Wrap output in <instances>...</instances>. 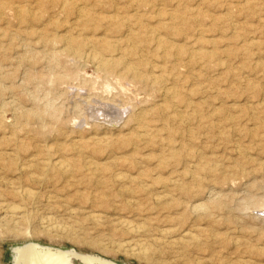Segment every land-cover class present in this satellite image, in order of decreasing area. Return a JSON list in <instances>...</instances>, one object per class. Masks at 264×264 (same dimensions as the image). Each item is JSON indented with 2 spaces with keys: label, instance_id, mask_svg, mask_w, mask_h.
<instances>
[{
  "label": "rangeland",
  "instance_id": "obj_1",
  "mask_svg": "<svg viewBox=\"0 0 264 264\" xmlns=\"http://www.w3.org/2000/svg\"><path fill=\"white\" fill-rule=\"evenodd\" d=\"M130 1L0 0V264H264V0Z\"/></svg>",
  "mask_w": 264,
  "mask_h": 264
},
{
  "label": "bare ground",
  "instance_id": "obj_2",
  "mask_svg": "<svg viewBox=\"0 0 264 264\" xmlns=\"http://www.w3.org/2000/svg\"><path fill=\"white\" fill-rule=\"evenodd\" d=\"M133 1V0H132ZM132 1H130V2H132ZM136 1V0H135ZM140 1V0H139ZM142 1H144V0H142ZM141 1V2H142ZM108 2V1H107ZM145 2V1H144ZM128 3V2H127ZM138 3H140V2H138ZM129 4V3H128ZM93 5H94V3H93ZM136 5V4H135ZM140 6V5H139ZM147 6V5H146ZM131 7V6H130ZM142 7V6H141ZM118 8V7H117ZM121 9V8H120ZM117 11V10H116ZM83 12V11H82ZM115 12V11H114ZM121 14V13H120ZM81 15V14H80ZM92 15V14H91ZM101 15V14H100ZM124 15V14H123ZM127 15V14H126ZM135 15V14H134ZM133 15V16H134ZM82 16V15H81ZM93 16V15H92ZM98 16V15H97ZM117 16V15H116ZM83 17V16H82ZM106 17V16H105ZM127 18V17H126ZM138 18V17H137ZM141 18V17H140ZM107 19V18H106ZM96 20V19H95ZM97 21V20H96ZM128 22V21H127ZM96 23V22H95ZM130 26V25H129ZM115 27V26H114ZM139 27V26H138ZM147 28V27H146ZM139 29V28H138ZM145 29V28H144ZM148 29V28H147ZM118 30V29H117ZM120 30V29H119ZM133 31V30H132ZM136 31V30H135ZM112 32H114V31H112ZM134 32V31H133ZM146 33V32H145ZM89 34V33H88ZM135 34H137L136 32H135ZM139 34V33H138ZM142 34V33H141ZM147 35H148V33H147ZM96 36V35H95ZM94 36V37H95ZM126 36V35H125ZM135 36H137V35H134V37ZM140 36V35H139ZM133 37V38H134ZM141 37V36H140ZM140 37L138 38V36H137V38L140 40ZM154 37V36H153ZM74 38V37H73ZM114 38V37H113ZM142 38V37H141ZM55 39V38H54ZM75 39L76 38H74V42H75ZM144 39H145V37H144ZM143 39V40H144ZM125 40V39H124ZM142 40V41H143ZM154 40V39H153ZM111 41V40H110ZM141 41V40H140ZM139 41V42H140ZM70 42V41H69ZM77 42V41H76ZM159 42V41H158ZM136 43V42H135ZM145 43V42H144ZM156 43V42H155ZM160 43V42H159ZM68 44V43H67ZM72 44V43H71ZM74 44V43H73ZM162 44V43H161ZM160 45V44H159ZM163 45V44H162ZM98 46V45H97ZM138 46V45H137ZM121 47V46H120ZM127 47V46H126ZM132 47V46H131ZM159 47V46H158ZM108 48V47H107ZM107 48H106V50H107ZM136 48V47H135ZM80 49V48H79ZM98 49H100V48H98ZM124 49V48H123ZM81 50V49H80ZM80 50H79V52H80ZM125 50V49H124ZM133 51V50H132ZM91 52V51H90ZM135 52V51H134ZM81 53V52H80ZM79 54V53H78ZM77 54V55H78ZM131 54V53H130ZM133 55H134V53H133ZM141 55V54H140ZM130 56V55H129ZM123 57V56H122ZM94 58L98 61V63L100 64V65H103V64H105V67L106 68H109V66H110V61L109 60H106L105 58H103L102 56H99L97 53H95L94 54ZM123 60H124V58H122ZM139 59V58H138ZM141 59V58H140ZM149 60V59H148ZM112 61V60H111ZM122 60H120V62H121ZM144 61V60H143ZM107 62V63H106ZM142 62V61H141ZM119 63V62H118ZM120 64H123V62L122 63H120ZM142 65L144 64V63H141ZM136 65V64H135ZM137 68H138V66H137ZM139 69V68H138ZM126 70L130 73H133L134 74V76L136 77V79L137 78H141V76L138 74V73H136L137 71H135V69H134V66H132V65H128L127 67H126ZM110 71H111V69H110ZM139 71V70H138ZM142 71V70H141ZM164 71V70H163ZM127 72V73H128ZM144 72V71H143ZM123 73V72H122ZM133 74H132V76L131 77H133ZM144 74V73H143ZM152 76V75H151ZM122 77V76H121ZM125 77V76H124ZM145 77H146V73H145ZM134 78V77H133ZM157 78H158V76H157ZM154 79V78H153ZM156 79V78H155ZM173 79H175V78H173ZM138 80V79H137ZM150 80H151V78H150ZM144 81H147V80H144ZM153 82V81H152ZM156 82H158V80H156ZM173 86V85H172ZM124 87V86H123ZM161 91V90H160ZM165 92H166V90H165ZM167 93H169V94H171V95H174L173 94V90L172 89H168V91H167ZM170 97V96H169ZM180 98V97H179ZM183 101V100H182ZM101 103V102H100ZM100 105V104H99ZM98 105V106H99ZM174 105V104H173ZM175 105H177V104H175ZM95 106H96V104H95ZM94 106V107H95ZM183 106V105H182ZM93 107V106H92ZM97 107V106H96ZM114 107V106H113ZM169 107V106H168ZM175 107V106H174ZM110 109L111 108V106H108V105H106L105 103H104V105L102 106V109H94L96 112H94L93 111V113H91V115H88V117L90 116H92L93 118H92V120L94 121H98V120H103L104 122H107L108 124L110 123V125H116V123H111V122H115V121H117V119H120V118H118V115H120V114H118V115H113L111 112H108V113H105V110L106 109ZM194 108V107H193ZM93 109V108H92ZM115 109V108H114ZM110 110H112V109H110ZM109 110V111H110ZM197 110V109H196ZM113 111V110H112ZM115 111V110H114ZM119 111V110H118ZM248 111V110H247ZM88 114H89V110H88V112H87ZM119 113V112H118ZM163 113V112H162ZM115 114V113H114ZM164 115V114H163ZM180 115V114H179ZM165 116V115H164ZM256 116H257V114H256ZM87 117V116H86ZM147 117V116H146ZM166 117V116H165ZM122 118H123V116H122ZM249 118V117H248ZM253 118V117H252ZM255 118V117H254ZM181 119V118H180ZM257 119V118H256ZM137 127V126H136ZM142 127V126H141ZM146 138V137H145ZM50 161H51V159H50ZM49 161V162H50ZM60 162V161H59ZM40 164V163H39ZM50 166H51V162L50 163H48ZM62 164V163H61ZM47 165V164H46ZM45 165V166H46ZM48 165V166H49ZM45 166H43V167H45ZM58 167V166H57ZM53 168V166H51V169ZM55 168V167H54ZM60 168H63V165H60ZM26 169V168H25ZM56 169V168H55ZM21 187V186H20ZM25 191V193L26 192H30V190H24ZM28 194V193H27ZM197 204V203H196ZM196 207H200V208H202V206H201V204L199 203V204H197V205H195ZM195 207V208H196ZM258 209V208H257ZM260 209H262V207L261 208H259V210ZM259 210H257L258 212H259ZM201 212V211H200ZM261 212V211H260ZM262 213V212H261ZM100 217V216H99ZM38 244V243H37ZM120 245V244H119ZM23 246V245H22ZM46 246V245H45ZM18 247H20V246H18ZM33 247H35L33 244H25L23 247H20L19 248V252H20V256H21V258H19V260L20 261H22V262H24V260H23V258H25V257H27V258H29V260L28 259H26L25 261L27 262V260H28V262H33V263H31V264H35V262H37V259H39L40 257H39V253H38V257L39 258H37V257H35L32 253L33 252H35V251H32L31 252V249L33 248ZM37 247V246H36ZM50 247V246H49ZM52 247V246H51ZM58 248V247H57ZM15 249V248H14ZM35 249V248H34ZM54 249V248H53ZM50 249V248H45V249H41L40 250V253H41V256H42V261H44L45 260V262H48V264H49V262H50V264H69V262L68 261H70L71 260V262H72V259H75V260H77L76 258H74L73 256L72 257H70V260H67V257H66V252H64V249L63 250H61L60 248L59 249ZM65 250H68V249H65ZM73 250H75V249H73ZM16 251V250H15ZM69 251H71V250H69ZM76 251V250H75ZM18 252V251H17ZM18 252V253H19ZM31 252V253H30ZM37 252V251H36ZM73 252V251H72ZM17 253V254H18ZM32 254V255H31ZM72 254H74V252L72 253ZM82 254V253H81ZM18 255V256H19ZM68 256V255H67ZM75 256V255H74ZM76 257H77V255H76ZM79 257H80V259H82L83 261H84V263L86 262L87 264H120V263H117V262H114L113 260H109V259H106V258H103V257H101V256H98V255H95V254H90L89 255V253H88V255H85V254H83V255H79ZM79 257H77V258H79ZM18 258V257H17ZM41 259V258H40ZM39 259V260H40ZM69 259V258H68ZM17 260V259H16ZM19 260H18V263H20L19 262ZM81 260V261H82ZM41 261V260H40ZM42 261L40 262L41 264H43L42 263ZM39 263V262H38ZM39 263V264H40ZM73 263V262H72ZM71 263V264H72ZM82 263V262H81ZM23 264H26V263H23ZM47 264V263H46ZM74 264V263H73Z\"/></svg>",
  "mask_w": 264,
  "mask_h": 264
}]
</instances>
